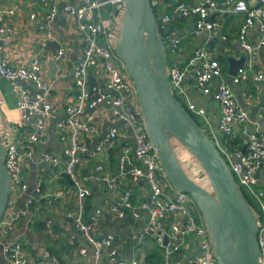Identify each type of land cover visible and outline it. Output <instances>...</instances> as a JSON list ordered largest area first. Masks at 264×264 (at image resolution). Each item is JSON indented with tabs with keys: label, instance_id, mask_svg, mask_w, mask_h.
Instances as JSON below:
<instances>
[{
	"label": "built area",
	"instance_id": "built-area-1",
	"mask_svg": "<svg viewBox=\"0 0 264 264\" xmlns=\"http://www.w3.org/2000/svg\"><path fill=\"white\" fill-rule=\"evenodd\" d=\"M11 4L3 6L2 2ZM15 0H0V53L10 45L14 38V29L9 23L18 10ZM42 5V13L38 32L42 33V46L54 40L52 25L57 19H69L73 32L79 41V49L72 59V81L76 88L75 94L64 105V117H58L54 128L60 139H66L62 157L45 151H38L37 145L46 127L49 117L56 114L50 101L51 86L43 76L41 55L37 51L26 65H10L8 60L0 56V77L9 81L11 90L16 95V109L22 122H30L31 130L26 137V146L19 148L16 138L2 141L5 149L4 164L9 173L10 191L17 196H24L23 208L15 212L5 211L0 220V247L2 256L10 264H32L21 242L15 238L3 241L14 227L16 219L31 211L41 197L51 207L63 201L71 193L74 202L66 210V217L74 227V233L69 236L68 243L75 245L77 232L82 236L85 245L78 246L77 252L85 257L89 264H145V245L139 238L136 243L139 253L130 259L120 257L114 242V236L106 232L97 236L95 228L107 217L121 220L127 211L134 219L146 217V227L149 235L164 249L163 261L160 264H187L182 256L173 259V253H180L185 237L196 240L198 249L190 264H216L214 252L208 231L201 214L190 195L174 188L165 176L158 153L149 139L140 113L137 92L133 82L125 71L124 63L115 52V38L123 11L124 0H78L67 3L61 8L59 0H37ZM154 10L157 9V19L160 29L164 32L165 52L178 54L182 51L181 38L176 30L170 28L174 19L189 21V32L194 37H202L203 43L196 47L188 60L183 64L167 62L168 83L179 99L197 118L204 117L203 108L192 103L182 88V81L187 74L194 79V89L202 95L210 96L219 107V117L215 133H209L216 140V134L228 138H237L240 145L231 151L220 145L217 147L227 161L232 171L237 187L250 202L258 223V242L260 248L259 264H264V190L259 187L254 172L264 157V135L251 132L248 127V117L244 109L236 102L229 83L223 77L218 55L229 48L226 35H218L216 29L219 22L211 15L218 12L223 15L231 11L242 16L237 31V40L247 55L248 65L254 61L255 53L264 45V0H256L249 4L246 0H224L219 4L216 0H150ZM37 13L29 14V20H35ZM258 28L261 37L257 43L247 39L249 30ZM219 39L222 45L219 49L212 48L211 43ZM66 47L59 44L56 54L52 57L55 63H61L65 58ZM213 54V55H212ZM167 58V57H166ZM60 71V67H58ZM249 73L238 69L231 76L233 83L246 79ZM90 75L93 81L90 82ZM250 78L255 87L264 79V74L257 71ZM24 81L40 91L31 92L17 82ZM2 102L0 101V104ZM131 109L133 111H131ZM87 110L97 111L98 117H106L110 121L106 133L96 145L93 154L105 158L110 148L120 134V124L128 127V137L118 154V170L111 174L106 168V161L97 158L93 171L98 180L105 183L107 190L113 191L127 179L142 177L145 190L137 202L131 201V190H122L117 199L105 197L95 207L88 219L83 216L84 200L91 195L89 177L81 174L80 167L85 162L88 152L87 138L99 132V125L93 120V115ZM119 123V124H118ZM205 130V129H204ZM245 146V151L242 147ZM177 155L186 172L200 185L210 189L209 181L195 158L178 145ZM34 156L45 163L54 176L60 178L59 168L63 164L72 184L69 187L56 185L53 188H43L42 177L36 178L33 191L23 171L25 160ZM181 221V224L177 222ZM50 221L47 222V225ZM167 232L168 240L164 243L161 233ZM38 264H61L58 260L44 253Z\"/></svg>",
	"mask_w": 264,
	"mask_h": 264
},
{
	"label": "crops",
	"instance_id": "crops-1",
	"mask_svg": "<svg viewBox=\"0 0 264 264\" xmlns=\"http://www.w3.org/2000/svg\"><path fill=\"white\" fill-rule=\"evenodd\" d=\"M222 4L224 0H216ZM249 4H254L256 0H246ZM78 0H59L58 6L61 8L67 3H76ZM3 6L11 4V2L3 1ZM14 4L18 6L15 15L8 21L14 29V38L10 45L4 52L0 53L8 60L10 65H26L30 62L34 54L39 51L41 57V64L43 68V76L46 82L51 86L49 98L52 102L56 114L47 119L46 127L42 132L37 145H34L38 151H45L58 157H62L63 149L66 145V139H60L57 130L54 128L55 121L58 117L63 118L65 103L75 94L76 88L72 81V59L79 49V41L73 32L72 24L69 19L61 17L57 19L52 25L55 35L54 41H57L61 46L66 47L65 58L61 63L54 62L53 71L50 69V61L53 57L48 42L42 46V33L37 30V23H39L42 13V5L37 0H15ZM37 13L35 20H29L28 16L31 13ZM219 22V27L216 29L218 35H226L228 50L218 55L221 57L218 61L222 67L223 77L229 83L236 102L242 109L245 110L248 117V127L251 132L264 135V79L259 82L258 87H255L251 74L261 71L264 74V45L259 47L255 53L254 61L251 66L248 65L247 55L241 48L237 40V31L243 18L239 14L231 11L223 15L218 12H213L211 15ZM183 26L176 30V35L181 38L182 51L178 54H170L166 52L167 62L183 64L190 57L192 51L203 43L202 37H194L190 32L189 21L182 20ZM261 37L258 28L253 27L247 34V39L251 43H257ZM53 41V40H52ZM222 41L215 39L210 46L212 48H221ZM213 55V54H212ZM245 56L242 70H246L249 74L246 79H241L237 83L231 81L229 71L232 66L228 58L239 60ZM60 67V71H58ZM238 71L236 72V74ZM235 74V75H236ZM234 75V76H235ZM194 79L191 74H187L182 81V88L185 91L188 99L204 109V117H199L202 120V128L208 133H213L219 117L218 104L210 97L199 94L194 89ZM0 139L1 142L7 138H16L18 146L22 149L26 146V137L31 130L30 122H22L19 113L16 109V95L11 90L9 81L0 77ZM93 115L94 122L99 125V132L93 137L87 138L88 152L85 155V162L82 163L80 170L83 176L89 177V185L92 189L91 195L94 203V209L97 205L95 203L100 197L101 200L105 197L117 199L122 195V190L129 188L131 190V201L137 202L140 195L145 190V183L141 177L137 179L127 178L121 186L116 187L113 191L107 190L105 183L98 180L99 174L93 171V167L97 162V158L93 154L94 149L101 138L106 133L108 127L111 125L106 117H98L97 111L87 110ZM119 124V123H118ZM120 134L117 137L114 147L110 148L107 156L103 159L106 161V168L111 174H116L118 170V154L121 146L125 141L130 140L128 137V127L126 124H120ZM224 136V135H221ZM220 145L224 147L223 142ZM263 167L261 169L262 180L258 182L259 187L264 190V157L262 159ZM64 165L59 168L60 175L63 172ZM23 171L25 173L29 190L33 191L36 178L42 177L44 190L53 188L56 185L62 187H69L70 184L66 178L60 176L58 179L54 176L55 171H51L45 163H41L36 156L25 160L23 164ZM97 182L96 189L93 188L91 179ZM58 182V183H57ZM99 191V195L96 193ZM90 196V195H89ZM74 196L71 193L63 201L53 204L51 207L47 206V201L39 198L31 211L16 219L13 229L4 236L3 241L15 238L21 242L22 248L27 253L32 264H38L42 259L44 253H48L49 257L58 260L61 264H89L85 257L78 252V246L85 245L82 236L77 232V240L75 245L68 243L69 236L74 233L72 223L66 217V210L74 202ZM24 196H17L12 192L8 198L7 212H15L23 208ZM92 213V212H91ZM90 213V214H91ZM50 224L47 225V222ZM179 225L181 221L177 219ZM106 232H110L114 236V242L120 253V257L129 259L139 253V246L136 243L141 238L145 245V250H148L152 244V237L147 232L146 217L144 215L139 219H134L130 212L127 211L126 217L121 220L113 219L111 217L105 218L95 228L97 236H103ZM168 237L167 232H164ZM137 241V242H136ZM155 242V240H154ZM156 243V242H155ZM198 245L196 240L188 236L184 238V243L180 249L181 255L187 264L194 259ZM176 257V256H175ZM178 257V256H177ZM0 264H10L1 254L0 247Z\"/></svg>",
	"mask_w": 264,
	"mask_h": 264
},
{
	"label": "water",
	"instance_id": "water-1",
	"mask_svg": "<svg viewBox=\"0 0 264 264\" xmlns=\"http://www.w3.org/2000/svg\"><path fill=\"white\" fill-rule=\"evenodd\" d=\"M47 45L54 56L59 43L51 40ZM114 47L135 86L143 124L158 153L163 172L170 184L187 192L198 208L216 264H259L258 223L254 210L237 187L235 177L216 145L220 136L216 134V140L210 137L169 86L165 40L150 0H124ZM244 60L245 56L239 60L228 58L231 76L241 68ZM54 67L51 59L50 69L53 71ZM17 82L31 92L40 93L27 82ZM175 142L199 163L210 189L186 172L175 150ZM245 148L242 147L243 152ZM4 158L5 149L0 139V220L7 209L10 189ZM262 167L263 162L254 172L258 182L262 180ZM60 176L72 184L66 172ZM91 182L96 189L97 182L93 178ZM96 193L100 194L98 190ZM99 201L100 197L95 205ZM161 235L166 244L168 237L163 232Z\"/></svg>",
	"mask_w": 264,
	"mask_h": 264
},
{
	"label": "trees",
	"instance_id": "trees-1",
	"mask_svg": "<svg viewBox=\"0 0 264 264\" xmlns=\"http://www.w3.org/2000/svg\"><path fill=\"white\" fill-rule=\"evenodd\" d=\"M155 14H157V9L154 8ZM183 21L180 18L174 19L173 22L170 25V28H173L174 30H177L183 26ZM161 32L163 33L164 31L161 29ZM221 57L218 58V60ZM220 63V62H219ZM185 109L188 111L187 106L183 104ZM188 113L191 115L193 120L202 128V124H200L197 120V117L190 111ZM203 129V128H202ZM205 132L210 136V134L205 130ZM223 142L224 147L231 151L234 147L240 145V140L237 138H228L226 136H221L220 137V142ZM93 195L87 196L84 200V212L83 216L85 219H88L90 216V213L94 210V203L92 201ZM163 256H164V249L163 247H160L157 243L154 242V239H152V244L151 247L148 250H145V264H160L163 261ZM176 256V257H175ZM178 254L173 253L171 257L173 259H176Z\"/></svg>",
	"mask_w": 264,
	"mask_h": 264
},
{
	"label": "rangeland",
	"instance_id": "rangeland-1",
	"mask_svg": "<svg viewBox=\"0 0 264 264\" xmlns=\"http://www.w3.org/2000/svg\"><path fill=\"white\" fill-rule=\"evenodd\" d=\"M197 120H198V122L200 123V124H202L201 122H202V120L200 119V118H197ZM203 125V124H202ZM175 147H177L178 148V144L175 142ZM58 183V182H57Z\"/></svg>",
	"mask_w": 264,
	"mask_h": 264
},
{
	"label": "bare ground",
	"instance_id": "bare-ground-1",
	"mask_svg": "<svg viewBox=\"0 0 264 264\" xmlns=\"http://www.w3.org/2000/svg\"><path fill=\"white\" fill-rule=\"evenodd\" d=\"M181 103V102H180ZM182 104V103H181ZM183 105V104H182ZM10 193H11V191H10V189H9V195H10Z\"/></svg>",
	"mask_w": 264,
	"mask_h": 264
}]
</instances>
